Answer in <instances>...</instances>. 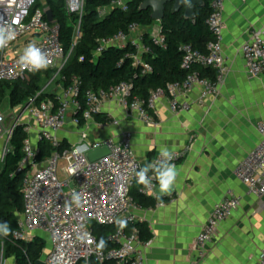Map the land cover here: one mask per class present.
<instances>
[{
  "label": "built area",
  "instance_id": "obj_1",
  "mask_svg": "<svg viewBox=\"0 0 264 264\" xmlns=\"http://www.w3.org/2000/svg\"><path fill=\"white\" fill-rule=\"evenodd\" d=\"M226 2L210 0L211 12L206 25L213 40L207 44V53L187 44L181 47V67L186 71L182 81L155 88L145 99H141L131 97L132 87L127 82H121L108 90L82 91V83L74 79L67 87H60L54 93V100L46 99L36 104V98L44 93L42 89L34 99L14 108V111L19 112L10 118L7 128L2 127L7 119L0 114V138H5L7 144L17 127H23L27 136L18 165L19 169L27 171L22 181V218L17 222L12 237L27 242L31 240L32 234H42L49 247L39 262L143 264L138 251L141 244L138 234L126 230L127 226L134 223L130 213L136 204L131 192L136 189L143 196L156 198V180H152L151 188L137 184L135 173L143 166L132 152V136L129 132L123 133L119 141H114L91 140L86 131L94 117L101 113L105 102L116 103L124 110L134 112L142 124L155 127L157 105L165 98L169 100V110L174 114L189 110L190 105L185 98L193 88L199 89L200 101L209 98L214 100L219 95L228 71L221 54ZM111 6L127 10L126 0H113ZM83 9L84 0H64L66 14L78 17L71 49L64 56L59 41V26L46 21V0L40 6L37 0H0V25L10 26L16 32L15 39L0 49V87L22 82L32 74L50 70H57L58 74L82 36L80 23ZM138 30L139 27L132 25L129 36L118 33L102 41L98 52L103 47L116 46L122 49L131 43L136 49V53L131 56L132 64L140 68L141 75H146L152 68L142 61V54L148 52V49L143 47L142 34H138ZM29 33L35 38V44L49 54L51 63L46 70L33 73L19 63L21 55L16 56L18 47L13 46L18 39ZM151 40L154 45L165 48L164 39L159 33L151 36ZM7 51H13L16 57H7ZM240 54L249 80L264 77V26L252 31L249 39L240 47ZM126 58L128 56H124ZM59 61L63 63L57 68ZM197 65L211 68L214 79L200 77L192 70ZM25 115L29 118L27 122L23 121ZM69 125L83 131L76 143L62 148L57 135ZM113 125H117V122H113ZM258 131L261 141L239 164L236 177L245 187L247 195L260 199L264 196V127L259 125ZM39 142L47 143L52 149L50 156L40 162L37 161ZM99 149H106L108 155L90 163L87 155ZM187 150L174 153L171 163L184 157ZM8 152L9 149L6 154ZM158 158H154L150 164H157ZM60 162L63 165L61 169L66 173L63 182L58 180ZM77 196L79 202L75 199ZM241 201L240 196L229 192L223 201L213 207L192 246L197 262L206 257L208 243L214 238L220 224L238 210ZM119 221H126V224L121 226ZM95 226L113 228L107 237L112 245L110 248L99 247L94 236ZM0 264H5L2 257ZM253 264H264V247Z\"/></svg>",
  "mask_w": 264,
  "mask_h": 264
},
{
  "label": "crops",
  "instance_id": "obj_2",
  "mask_svg": "<svg viewBox=\"0 0 264 264\" xmlns=\"http://www.w3.org/2000/svg\"><path fill=\"white\" fill-rule=\"evenodd\" d=\"M223 24L221 54L228 71L214 100L200 101L199 89L193 88L185 98L189 110L174 114L165 98L157 105L155 127L142 124L134 112L105 102L100 114L107 123L94 120L86 131L91 140L114 141L129 132L132 152L142 166L150 164L162 147L172 154L188 149L173 163L177 177L171 195L156 194L160 203L154 208L136 205L130 213L134 223L127 226V232L136 231V224L142 223L151 234L149 242L138 246L143 264H253L264 247V196L258 199L247 195L236 177L239 164L261 141L258 126L264 127V77L249 80L240 54V47L252 31L264 26V0H227ZM145 32L157 35L159 22L137 31ZM50 81L42 88L45 94L60 89L58 86L55 92H47L53 84ZM82 131L69 125L57 137L70 146L79 140ZM229 192L242 198L241 205L220 224L207 245L206 257L197 262L192 252L194 240L213 207ZM21 218L22 212L17 222ZM35 238L47 243L39 233L32 234L27 242ZM4 261L14 264L8 258Z\"/></svg>",
  "mask_w": 264,
  "mask_h": 264
},
{
  "label": "trees",
  "instance_id": "obj_3",
  "mask_svg": "<svg viewBox=\"0 0 264 264\" xmlns=\"http://www.w3.org/2000/svg\"><path fill=\"white\" fill-rule=\"evenodd\" d=\"M112 1L84 0L80 23L82 36L61 71L58 74L57 70L32 74L22 82L2 85L0 106L5 99L12 109L23 106L42 90L44 79L51 80L56 74L57 84L61 88L67 87L74 79L80 80L82 91L108 90L121 82H127L132 87L131 97L145 99L151 90L185 78L186 71L181 67L183 45L187 44L195 50L207 53V44L213 40L206 25L211 12L210 0H203L204 6L195 9L194 22L184 19L183 10L174 14L171 12V5L166 7L164 18L159 22V34L164 39L165 48L154 45L149 33H142V45L148 49V52L142 54V61L152 68L146 75H141L140 68L132 64L131 56L136 53V49L131 43L122 49L116 46L103 47L98 52L101 42L115 34L129 36L132 25L149 28L154 23L150 17V10H139L140 4L145 0H126V11L111 6ZM46 8L52 11L54 23L59 26V41L64 56H67L72 46L78 17L66 14L64 0H46ZM124 56L128 58L124 59ZM192 70L200 77L214 79V71L211 68L197 65L193 66ZM46 99L54 100V94L43 93L35 102L39 104ZM101 116V114L95 116L94 120L103 125L107 120ZM23 129L20 126L13 132L9 152L0 166V226L7 223L10 228L8 235L0 233V254L11 259L14 264H36L44 254L45 242L39 238L31 242L17 241L12 237L13 231L17 228V216L23 210L22 181L27 173L22 169L17 173L22 159L23 143L27 137ZM61 146L66 147L64 143ZM38 149L39 162L52 153L51 147L44 142H39ZM131 195L139 207L154 208L160 203L158 198L146 197L138 192H131ZM112 232V227L95 226L94 236L98 244L101 239L104 240L103 249L112 246L107 241L108 235ZM136 232L140 242L147 243L151 240V234L144 224H136Z\"/></svg>",
  "mask_w": 264,
  "mask_h": 264
},
{
  "label": "clouds",
  "instance_id": "obj_4",
  "mask_svg": "<svg viewBox=\"0 0 264 264\" xmlns=\"http://www.w3.org/2000/svg\"><path fill=\"white\" fill-rule=\"evenodd\" d=\"M15 37L16 32L10 26L0 25V49L5 48ZM19 63L29 71L35 73L46 70L51 61L46 51L42 50L35 43H29L24 49L23 54L19 57ZM158 157L157 164H146L135 173L136 182L145 188H151L152 180L155 179L158 182L159 196L171 195L177 177L176 166L171 163L174 158L173 154L167 147H162ZM150 172L152 176L149 175ZM75 199L79 202L78 196ZM118 223L124 226L126 221H119ZM9 232V225L3 223L0 226V233L8 235ZM104 243V240L101 239L99 247L102 248Z\"/></svg>",
  "mask_w": 264,
  "mask_h": 264
},
{
  "label": "water",
  "instance_id": "obj_5",
  "mask_svg": "<svg viewBox=\"0 0 264 264\" xmlns=\"http://www.w3.org/2000/svg\"><path fill=\"white\" fill-rule=\"evenodd\" d=\"M168 5H171L172 13H179L183 10V17L185 20L194 22L195 18V9L202 8L204 6L203 0H145L140 6V11H151V19L154 22H160L165 15V9ZM46 21L50 24L54 22L53 14L51 10H46L45 12ZM108 155V151L106 149L95 150L87 155V159L90 163L98 161L99 159L106 157ZM22 170L19 169L17 173H20ZM158 196V188H156L155 192ZM36 264H43L41 262H37Z\"/></svg>",
  "mask_w": 264,
  "mask_h": 264
},
{
  "label": "rangeland",
  "instance_id": "obj_6",
  "mask_svg": "<svg viewBox=\"0 0 264 264\" xmlns=\"http://www.w3.org/2000/svg\"><path fill=\"white\" fill-rule=\"evenodd\" d=\"M45 2V0H37V4H39V6L42 4V3H44ZM34 37L32 36V34H25L24 36H22L20 39H18V41L14 44V46L13 47H18L17 48V54H16V56H20V55H22L23 54V52H24V49L26 48V46L29 44V43H35V41H34ZM13 51H7L6 53H7V57H16V56H14L13 55V53H12ZM62 63L63 62H61V61H59V62H57V64H56V67L57 68H59L61 65H62ZM53 81H52V85L49 87V88H47V92H49V91H53V92H55L56 91V89H57V87H58V84H57V78L55 77L54 79H52ZM49 79H44V81H43V83H42V88L44 87V86H46L48 83H49ZM19 112V111H18ZM18 112H16V111H13V110H11L10 108H9V106H8V103H7V99H5L4 100V103H3V105L1 106V109H0V113L7 119V121H6V123L2 126L3 128H7L8 126H9V124H10V118L12 117V116H16V114L18 113ZM23 121L24 122H27V121H29V118H28V116H24V119H23ZM0 146H1V148H0V166H1V164H2V161H3V158H4V155L6 154V152H7V149H9V144H7V142H6V139L5 138H2L1 140H0ZM63 165L61 164V162H60V168H59V171H58V180L60 181V182H63L64 180H65V178H66V173L61 169V167H62ZM49 246H48V243H46V248H48ZM3 260H5V258L3 257Z\"/></svg>",
  "mask_w": 264,
  "mask_h": 264
}]
</instances>
